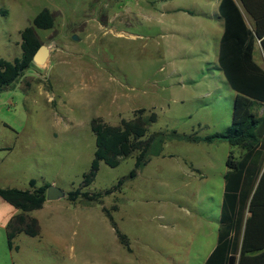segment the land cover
Segmentation results:
<instances>
[{"label":"rangeland","instance_id":"374dc122","mask_svg":"<svg viewBox=\"0 0 264 264\" xmlns=\"http://www.w3.org/2000/svg\"><path fill=\"white\" fill-rule=\"evenodd\" d=\"M43 10L55 17L37 32L48 62L0 91V125L20 133L0 129V144L13 146L0 153V176L13 188L36 179L67 196L91 171L94 119L117 126L139 110L155 114L143 139H152L147 165L136 167L137 154L117 168L102 163L84 187L100 201L53 200L72 221L56 229L69 244L61 264H201L217 242L232 150L205 141L232 124L235 103L219 68V0H0V61L22 56L21 32ZM42 214L50 222L53 210ZM56 260L45 251L40 264Z\"/></svg>","mask_w":264,"mask_h":264},{"label":"trees","instance_id":"16d2710c","mask_svg":"<svg viewBox=\"0 0 264 264\" xmlns=\"http://www.w3.org/2000/svg\"><path fill=\"white\" fill-rule=\"evenodd\" d=\"M219 12L224 21L219 68L237 96L232 126L223 133L206 137L205 141L214 143L225 140L232 147L242 149L245 154L241 160L236 161L231 153L227 160L229 171L225 176L221 237L206 264H264V172L261 175L260 166V157L264 149V119L255 113L257 102L264 104V69L254 61L257 40L261 41L264 52V0H221ZM244 14L253 21L252 29L247 25ZM54 25L53 14L49 10H43L35 17L33 26L21 32L22 56L12 62L0 61V91L16 83L35 65L34 56L43 45L37 32L50 30ZM145 112L139 110L135 112L133 119H123L117 126H112L100 118L93 120L96 151L91 171L84 176V183L79 189L67 193L68 201L76 204L82 200L94 202L102 199V194L84 191V187L90 185L96 178L102 163L117 168L123 160L135 154L137 168L150 162L147 153L152 139L150 141L143 139L148 133V126L155 123L157 117L151 114L145 118L143 117ZM136 174V171H133L131 178ZM29 184L30 187L24 190L0 188V197L20 211L8 226L10 248L20 234L29 237L41 235L40 223L31 217L30 213L42 209L47 203L50 183L39 186L37 180L32 179ZM247 206L251 217L247 220L240 249L241 218ZM103 211L114 225L109 211L106 208ZM236 216L238 217L235 219ZM234 227L236 236L231 239L230 232ZM117 234L126 244L127 238L118 230Z\"/></svg>","mask_w":264,"mask_h":264},{"label":"crops","instance_id":"0c3cea01","mask_svg":"<svg viewBox=\"0 0 264 264\" xmlns=\"http://www.w3.org/2000/svg\"><path fill=\"white\" fill-rule=\"evenodd\" d=\"M220 2H221V0H219V6H220ZM244 17H245V20L247 22V25H249V28L252 29L254 26L253 21L246 14H244ZM223 31H224V21H223ZM222 35H223V32H222ZM221 38H222V36H221ZM220 43H221V39H220ZM219 51H220V45H219ZM254 61L262 69H264V52H263L260 40H257V43L255 45ZM236 96H237V93L235 92V98H236ZM235 98H234V102H235ZM255 106H256L255 107L256 115L259 118L264 119V104L257 102V104ZM258 108H259V112H257ZM231 120L233 121V113H232ZM231 126H232V124L230 126H228L226 129H228ZM1 128L4 130L10 129L13 133H15L18 136L20 134L19 132L13 130L11 128V126L9 127V125H7L4 122L2 123V125H0V129ZM53 128H55V127H53ZM65 128H66V131H61L59 129L57 132L51 131L50 133L55 138H57L58 133H61V132L62 133H68L70 131L68 126ZM219 141H221V140H219ZM223 141H225V140H223ZM216 142H218V141H216ZM225 142H227V141H225ZM230 147L232 148V150L230 151V153L228 155V160H229V156L231 155V153L233 154V157H234V159H236V161L241 160L245 154L243 152V150L238 148V147H232L231 145H230ZM234 149L235 150L238 149V151H235ZM12 151H13V146L11 144H9V143L0 144V153L2 155L9 154ZM260 158H261L260 159L261 160L260 166H261V171H262L261 175H262L264 172V149L262 150V155ZM226 166H227V162H226ZM228 171H229V168L227 167V170L224 173L223 178H225ZM261 175H260V177H261ZM225 179H224V184H225ZM259 180H260V178H259ZM259 180H258V183H259ZM225 185H224V194H223L224 198H225ZM11 187H12V185L10 184V181L5 177L0 176V188L1 189H8ZM66 195H67V192H66ZM66 197L67 196H65L64 198H66ZM224 198L222 199V201L219 205V207H220V213L219 214H220L221 218L223 217L222 213H223V206H224ZM46 202L47 203L44 204L42 209L36 210V211H33L30 213L31 217H33L39 221L40 226H41V235L39 237H29L25 234H20L13 241V247L10 248L9 247V237H8V234H9L8 226H9L11 220L13 219V217L18 215L20 213V211L17 210L10 203H8L7 201H5L3 198L0 197V264H40V261L44 258L45 251H48V253L50 255L52 253V255L55 256V259H57L56 260L57 264H61L62 256L67 255V253H68L67 249H68L69 244L67 242L68 241L67 240V234H65L61 231L56 232V229L63 228L64 232H65L72 225V221L70 219H67L68 217L67 218H64V217L60 218L57 215V212L54 210L55 205H53L54 204L53 202H55V201H53V200L49 201L47 199ZM249 204H250V202H249ZM248 206L244 209V211L242 213V218H241V226H240V235L241 236H239L240 249H241L242 241L244 238L247 220L251 217V213L249 212ZM46 208L53 210V214L49 216L50 222H45L44 218H46V216L42 214V211ZM236 212H238V211L236 210ZM54 214H55V216H54ZM237 217L238 216H236L235 219ZM221 218H215L213 221V222H216V225H218L217 242L214 245L211 252L202 261L201 264L207 263L210 256L212 255L213 251L216 249V247L218 245L219 237H221L220 236V232H221V228H222ZM52 230H54V231H52ZM230 235H231L230 236L231 239L235 238V236H236V228L235 227L231 229ZM237 257H239V255ZM69 262H70V264H72L71 263L72 258H69Z\"/></svg>","mask_w":264,"mask_h":264},{"label":"water","instance_id":"95a60500","mask_svg":"<svg viewBox=\"0 0 264 264\" xmlns=\"http://www.w3.org/2000/svg\"><path fill=\"white\" fill-rule=\"evenodd\" d=\"M74 39L78 40L76 36L74 37ZM50 55H51V50L49 46L42 45L39 51L34 56V64L40 65V66L45 65L48 62ZM60 196L62 197L65 196L62 190L54 186H49L48 193H47V199L49 201L56 200Z\"/></svg>","mask_w":264,"mask_h":264}]
</instances>
